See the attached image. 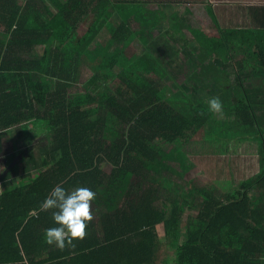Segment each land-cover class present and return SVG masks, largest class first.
<instances>
[{"label": "trees", "instance_id": "trees-1", "mask_svg": "<svg viewBox=\"0 0 264 264\" xmlns=\"http://www.w3.org/2000/svg\"><path fill=\"white\" fill-rule=\"evenodd\" d=\"M116 3L119 19L113 0H0V141L37 118L49 152L59 154L25 198L19 190L0 195V264H264V30L219 25L212 37L186 25L195 38L169 59L160 63L143 44L147 59L134 53L122 66L120 51L138 32L144 43L162 32L152 29L162 10L160 2L149 12ZM87 69L95 75L81 81ZM229 72L232 82L220 75ZM212 97L221 113L210 110ZM207 143L215 159L251 158L254 149L253 172L242 167L236 186L201 192L197 215L183 225L193 199L173 182L174 164L182 169L184 148ZM58 184L97 193L91 209H108L102 237L88 233L64 250L45 242V229L58 225L41 204Z\"/></svg>", "mask_w": 264, "mask_h": 264}, {"label": "crops", "instance_id": "crops-1", "mask_svg": "<svg viewBox=\"0 0 264 264\" xmlns=\"http://www.w3.org/2000/svg\"><path fill=\"white\" fill-rule=\"evenodd\" d=\"M124 1H134L135 4H133L132 7H135V12H137L138 9L149 12L155 8L157 3H161V22L157 27L152 28L151 26H147L146 29L140 28V31L157 28L161 29L162 32L157 35L154 34V31H152L150 36H146V43H144L145 38L142 33L138 32L136 35L138 37L135 38L138 45L144 44L149 47V45L152 44L158 46L162 45V42H171L173 38L174 40H178L179 43H176L177 45H186L188 44V40L193 41V38H195L193 33L186 29L187 27L197 30V32H204L212 37L218 36L219 25L227 30H236L240 28L249 30H264V0H197L199 3L189 2V0H176L172 2H170V0H113V13L116 19H119L120 14L124 12L118 9L121 7V4H117L116 2ZM200 19L203 20V22L199 21ZM216 20H218V24ZM134 25L136 27L138 26L137 23H134ZM171 25H174V27L177 26L178 28L182 25L183 31H185L187 35H174L170 32L172 28ZM186 25L187 27H184ZM163 30H167V32L165 33ZM104 31H108L107 28ZM104 31L101 33L102 37ZM104 37H106V32ZM167 59H169V57H166V60ZM81 72H83V70H81ZM89 73L88 69L84 72L85 78H87ZM81 77H83V75ZM201 91L204 92V90ZM220 92V90H209L207 91V95L214 96ZM44 124V121L37 118L28 122L24 121L22 126H20L22 129L21 134L13 139L12 133L11 138H8L10 140L5 141L2 138L0 141L2 142L0 143V146L5 149V151L1 153V156H3V154L6 156H3L5 159V165H3L0 170V188L2 193H12L19 190L25 198L31 187L35 185L37 179L42 175L44 170L48 168L47 167L45 169V161L52 163V165L56 163L59 154H52L49 152L50 150L48 149V146L50 144V140L47 139L46 132L43 131ZM202 133L205 135V128H202ZM242 147L238 149V152H241ZM208 150V143L206 145L197 144L195 146L185 147L184 151L188 157V162H186L183 168L187 165H194L196 171L194 175L188 177L185 186L180 183L178 177H176V180H173L176 185L182 188L180 191L181 196L187 198L188 201L193 199L192 202L185 204L183 225L186 224L187 216L195 217L197 215V206L200 200L201 192L205 190L209 191L212 189L211 187H216L217 189L224 191L226 189L224 186L231 184L233 186L237 185L234 182L229 184L222 183L228 179V175L223 176L222 178H213L209 185L206 184L201 186L200 184H197L200 183L203 178L205 179L204 173L212 174L213 170V174L217 172V170L211 166L209 168L208 166L200 165L202 163H208L207 158L209 157L211 160L213 159V156L208 155ZM16 154H18L17 157ZM248 156L251 157V155ZM180 165L181 164H179V167ZM245 168L249 171L250 165H245L244 169ZM173 169L177 170L178 174H182L180 172V168L179 170L176 169L175 164ZM246 174L249 176V172ZM28 201H30V199H22V205H29ZM93 212L95 213V216L93 221L88 225L87 232L95 233L98 237H102L103 229L101 226V217L107 216V206L104 204ZM158 231H163L162 227H158Z\"/></svg>", "mask_w": 264, "mask_h": 264}, {"label": "clouds", "instance_id": "clouds-1", "mask_svg": "<svg viewBox=\"0 0 264 264\" xmlns=\"http://www.w3.org/2000/svg\"><path fill=\"white\" fill-rule=\"evenodd\" d=\"M207 103L213 113L222 112L223 103L219 97H212ZM96 197L97 193L88 187L68 191L56 185L41 204V210H53L52 219L58 225L45 229V242L64 250L74 248L75 240L85 239L88 225L95 216L91 204Z\"/></svg>", "mask_w": 264, "mask_h": 264}, {"label": "rangeland", "instance_id": "rangeland-1", "mask_svg": "<svg viewBox=\"0 0 264 264\" xmlns=\"http://www.w3.org/2000/svg\"><path fill=\"white\" fill-rule=\"evenodd\" d=\"M199 21L203 22V20H201V19ZM105 32H106V37H108L107 31H104L103 40H101L102 44H104L106 41V37H104ZM198 32L202 33L201 31H198ZM176 43H179L178 40H174V38H173V40L171 42H168V43L162 42V45L156 46V45L150 44L149 49L151 50L154 57L155 56L159 57L160 63H162V62H164V60H166V57H171L173 54H175L178 51V45ZM182 46H179V47H182ZM40 50H42V48H40ZM134 53H137L138 56L142 57L143 59H144V57L147 59V56H145L146 53L144 52V47L142 45H138L137 41L134 40L130 45H128L122 51H120V54H119L117 61L120 63V65L127 66L131 63L130 58ZM105 62L107 64V67H110L112 64V60H110L109 58H107ZM177 63H178V61H176V59H175L174 64H177ZM151 64H152V62H151ZM220 66H224V65L221 64ZM108 70H110V69H105L104 71H101V72L98 71V72H100V74H98V76H104V74ZM228 70L231 71L230 68ZM82 75H83V77H81V81L85 77L84 74H81L80 76H82ZM90 75L91 76L95 75V72H91L88 74V76H90ZM220 75H222V78L228 77L230 75V77H229L230 82H232V80H233V75L231 76V72H229L228 74L221 73ZM41 77L43 79H45L44 76H41ZM45 80H48V79H45ZM98 82H100V85H102V86L104 85L103 80L100 79V81H97L96 84H98ZM89 89L91 90L92 87H89ZM94 89H96V88H94ZM224 129L225 128H223V131H224ZM229 131L232 132V129H229ZM21 133H22V129L18 128L17 131H15L13 133L12 138L15 139ZM6 134H8V133H6ZM16 141H18V140H16ZM245 146H246V144L243 145V147H245ZM222 148H224V147L222 146ZM253 150H251V155H252L251 158H248L246 156V154H243V153H241L236 158H228V153L224 154L222 157H219L217 159H215L214 157L212 160L210 157L207 158L208 163H202L200 165L208 166L209 168L211 166L212 168H214L218 171H217V173L213 174L214 170L212 169L213 170L212 174L204 173L205 179L203 178L202 181L200 183H197V184H200L201 186H204L206 184L209 185L211 183V180H213V178H215V177L222 178L223 176H227V175H228V179H226L225 182H222V183H224V184L232 183V179L235 178L234 183L237 184L240 181V177H242V174L244 173V172L240 171V170L244 171V169H242V167L244 168L245 165H251V163L252 164L255 163V155L253 154L255 152H253ZM232 152H230L231 153L230 155L234 154V151H232ZM219 154H222V152H219ZM17 155L18 154H16V157H17ZM227 167L230 169V171L235 170L234 173H232V171L230 173H228ZM250 170L252 171L251 168H250ZM250 170H249V172H250ZM195 171H196V168L194 165H187L186 167L180 169V172L182 174L177 176L178 180L180 181L181 184H183L185 186L188 177H191L192 175H194ZM242 178H245V177H242ZM176 179L177 178L175 177V180ZM162 241H164V240H162ZM165 249L169 250L168 248H165ZM171 252L172 251L170 250L169 256L172 257L173 254ZM160 253L162 254L161 250H159V254ZM172 258H170L168 260V264H174V261Z\"/></svg>", "mask_w": 264, "mask_h": 264}, {"label": "built area", "instance_id": "built-area-1", "mask_svg": "<svg viewBox=\"0 0 264 264\" xmlns=\"http://www.w3.org/2000/svg\"><path fill=\"white\" fill-rule=\"evenodd\" d=\"M1 193H2V192H1V188H0V195H1Z\"/></svg>", "mask_w": 264, "mask_h": 264}]
</instances>
